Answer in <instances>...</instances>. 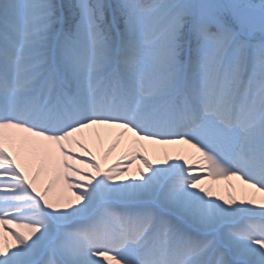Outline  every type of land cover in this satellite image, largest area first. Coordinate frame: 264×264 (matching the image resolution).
Returning <instances> with one entry per match:
<instances>
[{
  "label": "snow or ice",
  "instance_id": "6c2138e0",
  "mask_svg": "<svg viewBox=\"0 0 264 264\" xmlns=\"http://www.w3.org/2000/svg\"><path fill=\"white\" fill-rule=\"evenodd\" d=\"M0 264H264V0H0Z\"/></svg>",
  "mask_w": 264,
  "mask_h": 264
},
{
  "label": "bare ground",
  "instance_id": "6f19581e",
  "mask_svg": "<svg viewBox=\"0 0 264 264\" xmlns=\"http://www.w3.org/2000/svg\"><path fill=\"white\" fill-rule=\"evenodd\" d=\"M107 143H108L107 140H104V141H103V144H102L101 148H100L99 151H98V155L100 154V151L103 150V148H106V147H107ZM122 147H123V146H121V148H118V149L116 150V152H114V153L112 154V156H110V157L108 158V160H107V163H108V164H111V163L115 162L116 157L118 156V154H119V153L121 152V150H122ZM138 164H139V161L133 163V165H132L133 171H135V168L138 166ZM221 183H223V182H221Z\"/></svg>",
  "mask_w": 264,
  "mask_h": 264
}]
</instances>
